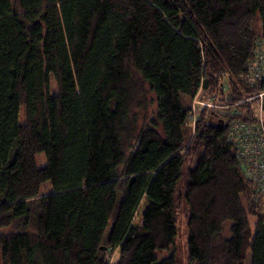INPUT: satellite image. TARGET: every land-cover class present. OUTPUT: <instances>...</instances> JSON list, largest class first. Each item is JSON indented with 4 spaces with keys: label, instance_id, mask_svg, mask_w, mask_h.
I'll use <instances>...</instances> for the list:
<instances>
[{
    "label": "trees",
    "instance_id": "16d2710c",
    "mask_svg": "<svg viewBox=\"0 0 264 264\" xmlns=\"http://www.w3.org/2000/svg\"><path fill=\"white\" fill-rule=\"evenodd\" d=\"M256 41L264 0H0V264H176L157 252L182 180L186 264H264V198L228 141L264 90Z\"/></svg>",
    "mask_w": 264,
    "mask_h": 264
},
{
    "label": "built area",
    "instance_id": "2783aa9c",
    "mask_svg": "<svg viewBox=\"0 0 264 264\" xmlns=\"http://www.w3.org/2000/svg\"><path fill=\"white\" fill-rule=\"evenodd\" d=\"M256 54L248 64L249 79L255 80L264 77V43L256 41ZM260 99L257 108L254 109L255 119L252 121L236 119L229 124L228 141L237 150V157L242 165L243 176L251 183L258 195L264 198V104L262 98L264 90L256 95ZM193 104L218 107L209 98L200 100L194 97ZM195 113L192 111L186 121L193 128ZM214 123L222 125L225 119L214 117Z\"/></svg>",
    "mask_w": 264,
    "mask_h": 264
},
{
    "label": "rangeland",
    "instance_id": "374dc122",
    "mask_svg": "<svg viewBox=\"0 0 264 264\" xmlns=\"http://www.w3.org/2000/svg\"><path fill=\"white\" fill-rule=\"evenodd\" d=\"M144 90L146 91V100H141L132 108L131 112V121L133 125L136 127H140L144 124L146 119H148L154 109V95L153 93L148 91L147 86L144 84ZM55 82L51 80V91H55ZM22 119V116H20ZM212 122H214V117L210 118ZM190 135H187L186 141L189 140ZM45 156L43 153H39L36 156V162L39 166H42L45 163ZM194 160V157L185 163V167L190 166L188 163H191ZM183 187L184 181H180L179 187L175 193L176 197V225H177V236L175 238V243L168 250H161L157 252V257L161 258L164 256H168L171 253H174L176 264H186V235H187V208L185 203L183 202ZM51 191V187L49 184H44L40 190V195L47 194ZM262 213L264 212L261 208ZM264 214V213H263ZM10 230V229H7ZM7 232V231H6ZM108 264H117L118 261V253L117 250L109 251L106 255ZM250 255L248 254L246 264H249Z\"/></svg>",
    "mask_w": 264,
    "mask_h": 264
}]
</instances>
